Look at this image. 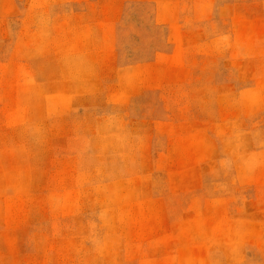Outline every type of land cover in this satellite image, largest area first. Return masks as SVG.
Wrapping results in <instances>:
<instances>
[{"label": "rangeland", "instance_id": "rangeland-1", "mask_svg": "<svg viewBox=\"0 0 264 264\" xmlns=\"http://www.w3.org/2000/svg\"><path fill=\"white\" fill-rule=\"evenodd\" d=\"M0 264H264V0H0Z\"/></svg>", "mask_w": 264, "mask_h": 264}]
</instances>
